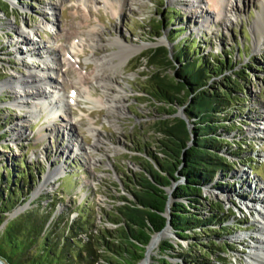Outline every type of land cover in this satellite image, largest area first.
<instances>
[{"label":"rangeland","instance_id":"374dc122","mask_svg":"<svg viewBox=\"0 0 264 264\" xmlns=\"http://www.w3.org/2000/svg\"><path fill=\"white\" fill-rule=\"evenodd\" d=\"M1 1H5V12L0 11V83L7 80L11 83L0 86V172L4 175L6 167L17 168L20 160L25 161L30 171V179L25 181V186L23 183L21 203L11 212L35 206L37 201L45 205L50 197H56L54 213L67 212L72 219L77 215L78 205L88 204L94 226L115 227L104 213L122 203L119 196L131 198L121 179L125 174L141 171L140 165L148 151L159 155V122L185 115L184 105L177 106L170 114L164 104L153 98L148 77L154 72L173 74L174 69H159L160 65L150 64L146 54L164 46L174 60L173 65H177L174 55L180 42L194 41L197 54L208 58L220 55L231 60L232 69L222 75L209 74V85L214 87L235 71L246 72L244 101L235 107L238 109L232 110L227 120L229 124L235 123L236 128L221 129V138L227 140L232 149L237 148L235 141L246 144H240V157L223 149L231 166L227 172L218 171L202 186V196L206 199L200 207L202 215L207 216L213 207L220 206L224 227L214 224L212 228L216 233L206 236L198 229L188 232V238L178 237L168 228L145 259H149V264L151 257L158 256L160 242L169 239L174 248L166 257L172 264H247L252 241L261 237V223L256 219L255 210L246 208L245 204L253 197L264 199V41L254 46L252 28L257 15L264 13V0H231L232 5L224 0L226 10L220 14L219 21L213 22L215 8L204 1L199 6L211 22L208 25L202 21L203 16L192 13V0ZM44 23L48 26H43ZM87 25L98 32L95 41L100 47L97 50L82 47L78 37H72L74 32L86 30ZM20 36L36 42L41 55L30 53L26 49L28 44L19 40ZM169 37L174 40L170 42ZM116 38L121 44L140 47V51L122 67L113 68L111 75L115 77L111 80L110 92L120 87L126 99L123 108H116L118 113L114 109L110 113L97 102L102 88L91 81L94 64L86 59L92 54L118 52V44L110 43L116 42ZM74 43L76 52H70ZM53 63H59L57 68L54 69ZM28 70L44 74L46 78L51 76L42 85L49 87L47 89L56 87L50 97L46 93L47 101H55L60 92L63 93L62 99L67 104H62L65 106L56 119L47 118L43 107L38 114L32 110V98L21 95V106L14 101L22 93L14 81L27 76ZM83 77L87 78L83 84L89 86L90 98L81 95L75 99L71 93L75 88L73 81ZM24 89L27 92L31 86ZM47 119L52 121L49 123ZM69 122L72 127L64 129ZM89 128L95 129L94 134L100 139L98 144ZM52 172L57 177L44 182ZM41 196L46 197L40 199ZM201 243H212L215 253L206 256ZM219 250L225 253L218 254ZM178 254H184V258Z\"/></svg>","mask_w":264,"mask_h":264},{"label":"trees","instance_id":"16d2710c","mask_svg":"<svg viewBox=\"0 0 264 264\" xmlns=\"http://www.w3.org/2000/svg\"><path fill=\"white\" fill-rule=\"evenodd\" d=\"M4 2L0 0L3 13ZM180 45L174 55L177 65H173L174 60L164 46L147 52L150 64L160 65L159 69H174L173 74L154 72L147 82L153 98L166 106V112L172 114L177 106L184 105L187 120L174 116L159 122V155L148 151L140 165L141 171L123 176L121 182L131 198L119 196L122 203L104 213L115 227L94 226L88 204L78 205L77 215L72 219L67 212L54 213L56 197H50L45 205L37 201L35 206L8 217L21 203L23 183L25 186V181L30 179L28 165L20 160L17 168L6 167L4 175L0 172V257L3 260L9 264H137L152 235L168 221L172 232L181 238H188V232L198 229L209 236L216 233L214 224L224 227L220 206L213 207L207 216L202 215L200 207L206 200L202 186L218 171L227 172L231 166L223 149L240 157V144H246L235 141L237 148L232 149L221 138L222 128H236L235 123L229 124L227 120L232 110L244 101L246 72L235 71L213 87L208 83L209 74L222 75L232 69L231 60L220 55L208 58L197 54L194 41L180 42ZM22 167L23 170L19 169ZM169 187L173 188L171 193ZM43 197L46 196L40 199ZM168 205L169 218L165 215ZM201 244L206 256L215 253L212 243ZM173 248L169 239L161 241L158 256L151 257L149 264H172L166 255ZM178 256L184 258V254Z\"/></svg>","mask_w":264,"mask_h":264},{"label":"bare ground","instance_id":"6f19581e","mask_svg":"<svg viewBox=\"0 0 264 264\" xmlns=\"http://www.w3.org/2000/svg\"><path fill=\"white\" fill-rule=\"evenodd\" d=\"M108 1L109 0H101V2H104V3H108ZM204 1L211 3L215 8L214 9L215 13L214 15H212L213 17H212L211 22H213L214 20L219 21L220 14L224 10H226V7H225L226 5H224V0H192V2H190L191 7H194L192 13L198 16L200 15L201 17L203 16L202 21L205 22V25H208L209 23H211L209 22V19L203 15L204 11L202 10V7L199 6V4L200 3L202 4ZM227 2H229V5H232L230 3L231 0H227ZM55 6L52 7L53 10H55L54 8ZM43 26L47 27L48 24L44 23ZM252 28L255 33L254 46L255 47L260 46L261 44L260 42L264 41V13H259L257 15V19L252 22ZM97 33L98 32L95 30L94 27H88L86 30H82L80 33L74 32V35H72V37L73 36L78 37V43L81 44L82 47L89 46L97 50V47L98 46L100 47V45L98 44V41H95L98 35ZM19 40L24 45L28 44L26 46V49L30 53L32 52L33 54L36 53L38 55H41L40 51L38 50L40 46L37 45L36 42H31L29 39L26 40L24 39V37H21V36ZM115 41L117 43L114 41L110 43L116 44V45L118 44L117 45V47L119 48L118 52L103 54L101 56H96L95 54H92L93 57L91 56L90 58L86 59V61H91L94 64V71L90 73L91 81L97 86L102 88V94L100 96V99L96 101L100 103L101 105H103V107H105L110 113L112 109H114V111L118 113L116 108H123V105L126 99V95L124 94L125 91L122 90V88L120 87L119 89L115 90V92L113 91L110 92V89H111L110 87L113 85L111 80L114 79L115 77L114 75L113 76L111 75L112 73H114L113 68L115 69L116 67H119V66L122 67L125 64V62H127L135 53L140 51V47H137L134 45L121 44L120 39H117V38L115 39ZM74 46H76V43L73 44L70 52L72 51L76 52L75 51L76 49ZM53 64H54V69H55L57 68V64L59 63H53ZM108 70L109 72H107ZM48 77L49 78H46L44 74L39 75L37 73H32V71L28 70L27 76L23 75L22 77L14 81V85L19 87L22 92L18 98H14V101H16L18 106H21L20 104L21 99H22L21 95H24L25 98L27 97L32 98V104L30 106L31 108H33L32 110L36 111V113L37 112L39 113L40 107H43V109L45 110L47 114V118H50L52 116L54 117V119H56L55 117L57 113L63 109V107L67 104V102L64 101L65 99H62L64 95L62 92H60L59 94V91L56 92V94H59V95H58V98L55 99V101H52L50 99L49 101H47L48 97L46 96V93L49 94V97H50L52 95V92L55 93L53 88H56V87H53L52 89H47L49 87H42V85H45L47 79H50L51 76L49 75ZM85 79L87 78L83 77L82 79L78 78L73 81L75 88L74 89L72 88L71 93L75 96V99L77 97H80L81 95L84 98H90V88L89 86L87 85L85 86V84H83ZM8 83H11V82H9L8 80L4 81L0 83V86L8 85ZM24 86L25 87L31 86V89H28L26 92L24 89ZM60 90L63 91V89H60ZM40 99L44 101H38ZM63 103L65 105H62ZM47 120L49 123L52 121L51 119H47ZM71 127H72L71 122L66 123L64 125V129L65 128L70 129ZM89 132L92 136L95 137L94 139L95 144H98V141L100 139L98 140V138L96 137V134H94L95 129L89 128ZM56 177H57V174L52 172L45 178L44 182H51ZM247 203L248 204H245L246 208L255 210L256 219H258L257 220L258 223L259 222L261 223L259 227V231H260L259 234H261V237H259L258 240L252 241L253 245L250 248L251 250H250V254L247 259V264H264V237H262L264 236V211H262L264 210V199L256 200V198L253 197L249 199ZM256 205L259 206V209L256 208ZM165 235H166V231H162L161 233L153 235L151 242L148 245V251H147L148 256H150L151 252L158 246L159 240ZM145 258L142 259V261L139 264H147V261H149V259L147 260Z\"/></svg>","mask_w":264,"mask_h":264},{"label":"water","instance_id":"95a60500","mask_svg":"<svg viewBox=\"0 0 264 264\" xmlns=\"http://www.w3.org/2000/svg\"><path fill=\"white\" fill-rule=\"evenodd\" d=\"M182 118L187 120V118L185 117V115H182ZM187 125H188V128H190V125H189V124H187ZM173 187H174V186H173ZM172 190H173V188L170 189V190H168V192L171 193ZM22 207H23V206H22ZM22 207H21V208H22ZM21 208H20V209H21ZM17 210H18V209H17ZM21 211H23V210H21ZM21 211H20V212H21ZM20 212H19V211H18V212H17V211H13V212H11V213H13V214H12L10 217H13V216L17 215V214L20 213ZM168 212H169V205L167 206V212H166V214H165V215L169 218ZM168 228H170L169 221L166 223L165 227H164L162 230H160L159 232H157V233H155V234L161 233L162 231L167 230ZM152 237H153V235H152ZM152 237H151V239H152ZM151 239H150L148 245L150 244ZM148 245L146 246V249H145V251H144V255H143V258H142V259H144V258L146 257V255H147ZM142 259H141V260H142ZM139 262H140V261H139ZM139 262H138L137 264H139ZM0 264H9V263L6 262L5 260H3V259L0 257Z\"/></svg>","mask_w":264,"mask_h":264}]
</instances>
